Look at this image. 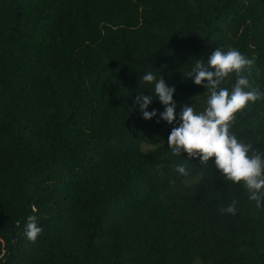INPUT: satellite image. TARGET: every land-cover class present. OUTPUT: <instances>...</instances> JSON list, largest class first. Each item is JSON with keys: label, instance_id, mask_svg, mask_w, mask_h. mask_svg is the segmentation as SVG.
<instances>
[{"label": "trees", "instance_id": "1", "mask_svg": "<svg viewBox=\"0 0 264 264\" xmlns=\"http://www.w3.org/2000/svg\"><path fill=\"white\" fill-rule=\"evenodd\" d=\"M217 48L252 59L264 94V0H0V264H264V201L167 145ZM149 72L175 89L173 124ZM230 133L264 153V98Z\"/></svg>", "mask_w": 264, "mask_h": 264}, {"label": "clouds", "instance_id": "2", "mask_svg": "<svg viewBox=\"0 0 264 264\" xmlns=\"http://www.w3.org/2000/svg\"><path fill=\"white\" fill-rule=\"evenodd\" d=\"M254 61L248 59L238 50L227 52L220 48L212 51L205 65L199 59L189 72L188 77L193 78L195 85L208 89L207 107L201 113H196L192 106L184 104L179 113L178 126H174L167 138L168 148L174 155L186 153L189 158L198 157L201 164L214 157V163L224 179L233 183H243L249 193L248 199L255 201L256 207L262 206L264 201V153L252 151L251 144H244L230 133V126L235 114L243 110L249 102H256L264 98V94L252 88L246 76L242 75L253 65ZM235 73L237 79L231 90L219 87L230 74ZM143 81L154 83V92L159 102L164 106L160 119L168 124L176 120V103L173 100L175 89L168 87L161 78L156 80L153 73L143 76ZM250 89V90H245ZM152 95H137L133 101L139 106V111L145 120L157 115L156 110L146 111L152 102ZM135 110V109H134ZM181 175H187L184 166L175 169ZM236 201L227 208L219 211L235 215ZM35 211V209H34ZM25 235L29 241L34 242L43 231L37 225L36 217L27 218Z\"/></svg>", "mask_w": 264, "mask_h": 264}, {"label": "rangeland", "instance_id": "3", "mask_svg": "<svg viewBox=\"0 0 264 264\" xmlns=\"http://www.w3.org/2000/svg\"><path fill=\"white\" fill-rule=\"evenodd\" d=\"M195 101L198 102V107L200 108L201 112H203L204 109L207 107V103H206L207 98L205 97L195 98ZM192 264H200V263L198 260H195Z\"/></svg>", "mask_w": 264, "mask_h": 264}]
</instances>
